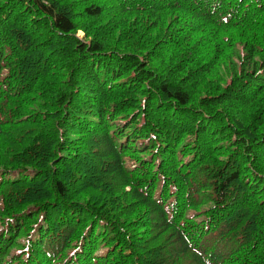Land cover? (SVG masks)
Instances as JSON below:
<instances>
[{
  "label": "trees",
  "instance_id": "1",
  "mask_svg": "<svg viewBox=\"0 0 264 264\" xmlns=\"http://www.w3.org/2000/svg\"><path fill=\"white\" fill-rule=\"evenodd\" d=\"M0 264H264V0H0Z\"/></svg>",
  "mask_w": 264,
  "mask_h": 264
}]
</instances>
